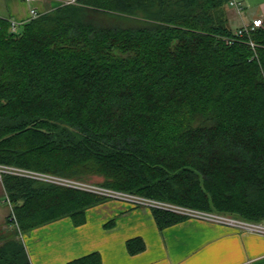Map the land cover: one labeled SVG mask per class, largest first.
Here are the masks:
<instances>
[{"label":"trees","instance_id":"trees-1","mask_svg":"<svg viewBox=\"0 0 264 264\" xmlns=\"http://www.w3.org/2000/svg\"><path fill=\"white\" fill-rule=\"evenodd\" d=\"M231 1L80 0L18 33L0 19V163L264 224V22L237 35ZM3 187L17 226L0 264H31L21 235L80 226L109 200L12 175ZM153 214L160 229L188 219Z\"/></svg>","mask_w":264,"mask_h":264},{"label":"crops","instance_id":"crops-1","mask_svg":"<svg viewBox=\"0 0 264 264\" xmlns=\"http://www.w3.org/2000/svg\"><path fill=\"white\" fill-rule=\"evenodd\" d=\"M235 1L243 11H229L234 30L256 19L264 20V0ZM61 4V0L32 4L0 0V18L23 23L29 20L31 7L43 14ZM0 195L2 242L14 233L7 224L9 210L2 184ZM85 217L80 226L65 217L23 234L21 240L31 264H69L94 253L99 254L102 264H264L263 234L194 218L160 229L152 209L116 199L89 208ZM136 238L143 240L145 250L131 254L127 242Z\"/></svg>","mask_w":264,"mask_h":264},{"label":"built area","instance_id":"built-area-1","mask_svg":"<svg viewBox=\"0 0 264 264\" xmlns=\"http://www.w3.org/2000/svg\"><path fill=\"white\" fill-rule=\"evenodd\" d=\"M23 1H25L28 4H32L36 0H23ZM79 1L80 0H61L62 2L61 5L77 4L79 3ZM230 5L232 8L236 10L237 13L239 14L242 13L243 8L237 1L232 0L230 2ZM41 14L42 13H39L35 8L31 7L28 21L38 18ZM6 21L10 23L12 33H18L20 27L25 23V22L22 23L16 20H6ZM263 22L264 20L262 19H256L253 21L251 25H245L241 28L236 29V34L240 36L244 34H249L250 32L254 31L256 28L261 27L263 25ZM250 45L252 48L255 47L253 43H250ZM8 175L24 177V178H28V179H32L36 181L38 180V181H41L47 184L49 183L51 185H56L59 187L92 192V193L107 197L108 199H116V200L124 201L136 207H145V208L152 209V210L159 209L163 211H169V212H172L178 215L186 216L187 218L207 220V221L227 225V226L239 229V230H247L249 232L259 233V234L264 235V224H261V223L245 222V221L236 219L231 216L218 215V214L211 213V212H203V211L171 204L168 202L155 200L149 197H145V196H141V195H137L133 193L116 191V190L108 189L105 187L93 186L91 184H88V183H85L79 180L63 177V176L38 172L34 170H29L25 168H20V167L10 166V165L0 163V184L3 185L4 178ZM6 201L8 202V199H6ZM10 214L12 216L11 219L13 221L11 222L12 227L13 225L17 226V220H16V216H15L12 206H10Z\"/></svg>","mask_w":264,"mask_h":264},{"label":"rangeland","instance_id":"rangeland-1","mask_svg":"<svg viewBox=\"0 0 264 264\" xmlns=\"http://www.w3.org/2000/svg\"><path fill=\"white\" fill-rule=\"evenodd\" d=\"M38 181V180H37ZM39 182H41V181H39ZM101 182H102V178H95L92 182H85V183H88V184H91V185H93V186H98V187H103L102 185H101ZM44 183V182H43ZM49 184V183H48ZM1 196V195H0ZM5 206V205H4ZM10 206H11V204L10 203H7V206L6 207H8V210H9V213H10ZM5 210V209H4ZM9 215V214H8ZM8 217V216H7ZM13 227H15L14 225H13Z\"/></svg>","mask_w":264,"mask_h":264}]
</instances>
